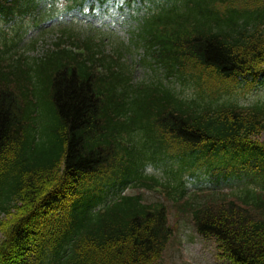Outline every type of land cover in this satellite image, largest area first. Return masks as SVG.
I'll use <instances>...</instances> for the list:
<instances>
[{
    "label": "trees",
    "instance_id": "obj_1",
    "mask_svg": "<svg viewBox=\"0 0 264 264\" xmlns=\"http://www.w3.org/2000/svg\"><path fill=\"white\" fill-rule=\"evenodd\" d=\"M65 1L70 12L87 0ZM125 1L139 21L136 0ZM140 1L137 41L166 77H188L194 95L161 80L133 86L121 56L67 31L32 62L9 54L22 36L0 43V264H159L173 234L166 205L126 194L130 184L189 212L231 264H264V99L243 107L232 97L241 79L251 90L264 78V0ZM40 4L47 0H0V16L8 23ZM54 16L45 10L43 19ZM131 88L144 97L126 120ZM39 103L52 122L43 142ZM140 121L165 142L152 155L151 143L133 149ZM159 163L168 184L142 173ZM242 172L263 184L242 202L213 192L184 200L185 175L208 174L218 188Z\"/></svg>",
    "mask_w": 264,
    "mask_h": 264
},
{
    "label": "rangeland",
    "instance_id": "obj_2",
    "mask_svg": "<svg viewBox=\"0 0 264 264\" xmlns=\"http://www.w3.org/2000/svg\"><path fill=\"white\" fill-rule=\"evenodd\" d=\"M47 3H51L50 7L55 10L57 17L53 21L41 24V30L32 26L33 16L31 15L21 16V19L17 17V20L13 22L15 23L13 27L0 21V43L2 42V36H5L10 43H14L21 33L23 36L22 43L11 50L9 54H16L17 51H20L18 55L16 54V56H19L22 50H27L25 56L29 58V62H32V59L41 57L47 50H52V45L60 36V39L62 38L63 34L60 30H66L74 34L77 43L81 42L82 37H92L95 43L101 47L102 55L110 56L113 60L116 58L113 51L119 47L122 56L120 61L123 64L122 70L126 76L130 77V84L133 86L155 83L157 80H161L165 87L183 92L185 96L194 95L193 85H190L192 83L189 84L185 81L188 77L179 78L177 75L166 77L165 70L154 63L150 53H146L143 48L130 45L132 40L130 39V31L134 32L135 26L130 21L126 11L119 8L121 2L118 0H108L103 6H97L94 12L85 9L83 12H76L72 15L63 13L66 5L65 0H48ZM42 8L40 7L38 12H43ZM44 9H47V7H44ZM35 15H39V13H35ZM29 26H31L29 32L26 33L25 30ZM37 39L38 42L31 49L33 41ZM36 81L37 78L35 77L33 83L36 84ZM250 81L251 79H241L232 93V97L236 98L237 103L243 107H249L264 99V78H260L251 90L247 89ZM128 90L127 103L124 106V108H127V116L124 118L126 120L135 116L138 104L144 97L143 92H134L133 88ZM37 111L41 116V120L36 124V135L37 139L43 142L45 141V127L51 125L52 122L46 117L47 111L43 104L39 103ZM138 125L143 128L146 127V130L139 131V138L136 136L133 139L136 144H133L134 151H141L142 144L140 142L152 144L149 155L161 149L165 142L155 137L154 132L153 135L149 133V123L140 121ZM150 135L152 137L149 139ZM137 141L138 143H136ZM260 141L264 142V134L260 137ZM165 170L166 167L162 163L156 166L147 164L142 173L156 178L162 184H168V181H170L169 175ZM183 179L187 190L184 200H189L193 196L202 199L201 197L214 190V195L242 202L246 190H259L263 185L260 178L246 174H242L241 179L229 180L227 183L221 184L219 188H214L210 184L207 174L185 175ZM132 185L130 184L124 192L127 194L142 193L145 201L154 202L161 199L166 205L168 223L172 227L173 234L159 264H231L222 256L215 240L204 239L196 233L190 221L189 212L179 211L175 205L165 201L157 192L137 189ZM160 190L162 191V189ZM1 239L2 234L0 233V241Z\"/></svg>",
    "mask_w": 264,
    "mask_h": 264
}]
</instances>
